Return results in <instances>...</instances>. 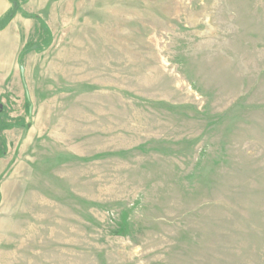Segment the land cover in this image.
Here are the masks:
<instances>
[{
  "label": "rangeland",
  "instance_id": "1",
  "mask_svg": "<svg viewBox=\"0 0 264 264\" xmlns=\"http://www.w3.org/2000/svg\"><path fill=\"white\" fill-rule=\"evenodd\" d=\"M40 18L0 110V264H264V0Z\"/></svg>",
  "mask_w": 264,
  "mask_h": 264
},
{
  "label": "crops",
  "instance_id": "2",
  "mask_svg": "<svg viewBox=\"0 0 264 264\" xmlns=\"http://www.w3.org/2000/svg\"><path fill=\"white\" fill-rule=\"evenodd\" d=\"M60 0H22L21 10L36 16H53ZM10 8L8 0H0V17ZM35 19L18 12L9 24L0 31V105L5 104L9 91H17L23 85L22 73L18 62L19 53L27 43V38L35 28ZM16 93V92H15ZM6 94V95H4ZM25 97L24 88L21 92ZM15 100V98H13ZM5 158L0 157V174L3 172Z\"/></svg>",
  "mask_w": 264,
  "mask_h": 264
},
{
  "label": "trees",
  "instance_id": "3",
  "mask_svg": "<svg viewBox=\"0 0 264 264\" xmlns=\"http://www.w3.org/2000/svg\"><path fill=\"white\" fill-rule=\"evenodd\" d=\"M8 1L10 3V8L0 17V31L5 29V27L9 24V22L15 17V15L18 12H21L25 17L34 18L39 23L44 24V22L42 21V19L39 16L29 14V13H26V12L21 10L22 0H8ZM28 51H29V47H28V44L26 43L19 53L18 62H19L20 66H22L23 55L26 54ZM24 93H25L26 109H28L29 99H28V95H27V91L25 89V86H24ZM2 107L4 108V106L1 105L0 110L2 109ZM8 127H9L8 124H5L4 122L0 121V157H2L5 154V149H6L5 140L1 135V131L4 129H7Z\"/></svg>",
  "mask_w": 264,
  "mask_h": 264
},
{
  "label": "water",
  "instance_id": "4",
  "mask_svg": "<svg viewBox=\"0 0 264 264\" xmlns=\"http://www.w3.org/2000/svg\"><path fill=\"white\" fill-rule=\"evenodd\" d=\"M24 69H23V66L20 67V72L23 73ZM0 108H1V105H0ZM29 111H30V108H29Z\"/></svg>",
  "mask_w": 264,
  "mask_h": 264
}]
</instances>
